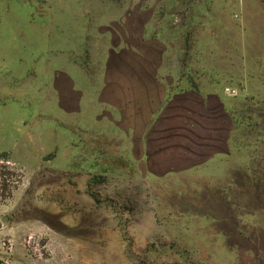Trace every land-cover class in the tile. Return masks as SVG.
I'll return each mask as SVG.
<instances>
[{"label": "rangeland", "instance_id": "rangeland-1", "mask_svg": "<svg viewBox=\"0 0 264 264\" xmlns=\"http://www.w3.org/2000/svg\"><path fill=\"white\" fill-rule=\"evenodd\" d=\"M0 264H264V0H0Z\"/></svg>", "mask_w": 264, "mask_h": 264}, {"label": "crops", "instance_id": "crops-1", "mask_svg": "<svg viewBox=\"0 0 264 264\" xmlns=\"http://www.w3.org/2000/svg\"><path fill=\"white\" fill-rule=\"evenodd\" d=\"M213 95H214L213 100L219 99V96H220L219 93L218 94L213 93ZM207 108L208 107H206V109ZM174 115H176L175 112H170V114H164L165 117H170ZM151 131L153 132V130L150 129V131L148 132L146 136V140H145V144H146L145 147L148 146L147 144H149V149H148L149 153H147L146 157H147V163L149 166L150 174L158 175V174L169 172L173 169V166H174L172 162L177 163V165L179 163L182 164L183 163L182 160L186 161L185 159H187V157L190 156L189 153L185 155L186 153L185 151L181 152L183 145L188 143V142L186 143L183 142L184 140H187L186 137H177L176 142L171 145L154 147L155 142L153 141V138L150 135ZM188 139L190 140L189 137Z\"/></svg>", "mask_w": 264, "mask_h": 264}, {"label": "built area", "instance_id": "built-area-1", "mask_svg": "<svg viewBox=\"0 0 264 264\" xmlns=\"http://www.w3.org/2000/svg\"><path fill=\"white\" fill-rule=\"evenodd\" d=\"M227 91H229V89H227ZM233 91V90H232Z\"/></svg>", "mask_w": 264, "mask_h": 264}]
</instances>
